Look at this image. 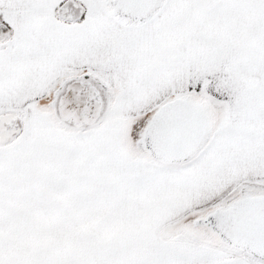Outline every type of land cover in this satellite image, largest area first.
<instances>
[{"label":"snow or ice","instance_id":"6c2138e0","mask_svg":"<svg viewBox=\"0 0 264 264\" xmlns=\"http://www.w3.org/2000/svg\"><path fill=\"white\" fill-rule=\"evenodd\" d=\"M0 264H264V0H0Z\"/></svg>","mask_w":264,"mask_h":264}]
</instances>
